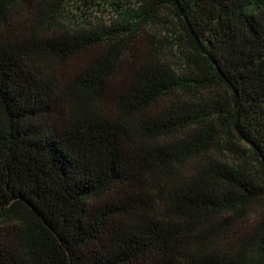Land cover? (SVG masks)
Returning <instances> with one entry per match:
<instances>
[{
    "label": "trees",
    "instance_id": "trees-1",
    "mask_svg": "<svg viewBox=\"0 0 264 264\" xmlns=\"http://www.w3.org/2000/svg\"><path fill=\"white\" fill-rule=\"evenodd\" d=\"M0 264H264V0H0Z\"/></svg>",
    "mask_w": 264,
    "mask_h": 264
},
{
    "label": "water",
    "instance_id": "water-1",
    "mask_svg": "<svg viewBox=\"0 0 264 264\" xmlns=\"http://www.w3.org/2000/svg\"><path fill=\"white\" fill-rule=\"evenodd\" d=\"M187 26H188V24H187ZM189 27V26H188ZM190 33H192V31L190 30ZM194 39H195V41L197 42V45H198V47L200 48V49H202L201 48V45L199 44V42H198V40H197V38L194 36ZM234 91V90H233ZM234 93H235V98H236V92L234 91ZM234 110H235V112H236V105H235V101H234ZM235 125V124H234ZM235 128H236V126H235Z\"/></svg>",
    "mask_w": 264,
    "mask_h": 264
}]
</instances>
